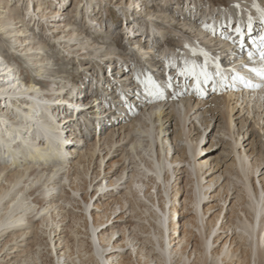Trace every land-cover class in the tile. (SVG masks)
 I'll use <instances>...</instances> for the list:
<instances>
[{
    "label": "bare ground",
    "instance_id": "obj_1",
    "mask_svg": "<svg viewBox=\"0 0 264 264\" xmlns=\"http://www.w3.org/2000/svg\"><path fill=\"white\" fill-rule=\"evenodd\" d=\"M7 1L0 0V34L13 39L18 44L16 49L22 48L20 53H26V62L33 68L23 69L16 60L0 51V97L3 100L0 101V264H264V146L253 137L254 126L259 130L263 128L254 122L248 131L247 118H241L240 124L233 120L236 106H242L244 102L250 106L254 98L255 92L242 94L241 88L244 92L257 88L255 83L252 88L245 87L238 79L237 84L233 81L229 88L222 85L227 76L235 77L236 71L241 70L248 72L250 80L264 83L247 70L259 66V50L252 40L258 39L260 34L262 25L257 7L264 9V0H215L207 17L212 19V27L205 37L210 38L203 39L204 46L188 36L179 39L172 27L165 29L153 23L148 17L153 18L159 13L149 7L146 0H139V4L137 0H130L128 6L127 0H84L87 1L86 8H92L90 14L93 5L98 3L99 18L111 13L107 4L119 8L125 16L129 12L133 22L139 18L151 20V33L147 30L150 37L144 33L138 39L126 37L131 46L130 54L135 59H142V55L151 53L147 57L151 61L157 53L167 66L166 70L163 65L158 66L157 61L152 63L145 59L143 63L148 67L136 60L129 68L128 57L117 55L114 59L106 48L100 57L106 61L96 62L95 66L100 76L98 72L95 75L91 72L93 68L86 55L97 56L103 48L98 40L102 41L106 36L86 37L82 42L78 39L79 28L71 23L74 9L82 6L83 0H28L24 8L27 25L32 24V28L44 25L50 38L61 40L59 44L63 48L71 50L77 44L80 46L78 50L66 52L79 57L81 68L90 72L89 76L95 81L94 93L88 92L89 97L83 92L86 79L81 75L78 82L68 78L39 81L29 76V71L48 78L58 73L54 70L47 73L50 57L43 50L45 31L40 35L34 30L28 31V26L16 27L19 22L24 24V18L16 22L20 13L15 7L8 6ZM17 2L22 6L24 0ZM71 3L74 9L69 11ZM237 4L239 8L234 7ZM190 5L195 11L203 9L200 0H193ZM95 15L87 14L86 22L100 33L101 21ZM249 16L253 21L251 33L247 29ZM37 19L43 23L39 25ZM125 23L122 30L127 36L129 22ZM238 24L244 32L243 47L235 33ZM186 28V32L192 33ZM143 34L149 40L146 45L139 42ZM112 36L108 35L109 38ZM153 38L162 40L160 51L152 48ZM71 42L75 44L68 45ZM80 51L82 53L78 54ZM249 52L253 53L255 63L249 61ZM236 59L244 65L233 64ZM117 61L123 62L125 70L113 71ZM103 64L112 68L110 79L101 73ZM193 64L196 66L194 74H190ZM201 71H207L212 80L205 82ZM152 74L163 91V98L143 85L142 77L151 79ZM213 78H217L216 83ZM173 81L176 84L173 85ZM221 91L226 93L225 96ZM165 94L169 99H165ZM256 98L254 103L260 109L264 88L257 92ZM90 99L97 101V110L76 113L86 107L88 101L85 100ZM57 101L74 106L69 109L58 105ZM260 117L257 115V119ZM172 118L176 119L174 126L169 123ZM217 119L219 129L213 137L222 134L219 141H227L226 160L232 159L222 168L221 163L219 166L197 159L199 144ZM190 125L196 130L195 136ZM90 126L92 133L95 129L98 131V138L93 142L89 141ZM83 131L88 134H82ZM65 133L70 134L65 136ZM67 137L70 143H67ZM213 141L210 140V147L215 145ZM102 151L106 152L99 156L97 153ZM117 152L121 153L120 160L112 162L103 179L94 183L100 173L91 172L88 176L93 162L99 159L102 163L108 156L115 157ZM181 164H186L189 173L173 167ZM175 171V180L170 184ZM177 173L186 174L182 186L176 182L181 180ZM142 178L147 179V184ZM102 180L106 182L105 188L125 192H118L119 197H113L111 193L98 196L88 213V222L83 214L76 215L74 211L87 213L94 197L87 188L102 189L103 185H99ZM186 186L189 189L186 190ZM152 189L156 197L159 194L155 203ZM179 195H182L180 203L186 204L188 210H194L190 227L197 235L190 232L185 238L180 233L173 241L171 233L175 232V226L171 219L176 214L175 201ZM227 198L225 209L215 205L218 202L225 204ZM209 202L214 204L205 207ZM127 212L131 214L130 219L124 217ZM65 222L69 223L68 229L61 232L63 228L60 227ZM73 225H78L83 232ZM143 235L149 237L144 239ZM127 247H131V254Z\"/></svg>",
    "mask_w": 264,
    "mask_h": 264
},
{
    "label": "rangeland",
    "instance_id": "obj_2",
    "mask_svg": "<svg viewBox=\"0 0 264 264\" xmlns=\"http://www.w3.org/2000/svg\"><path fill=\"white\" fill-rule=\"evenodd\" d=\"M17 1L18 0H8L7 1L8 2V6H11L13 8L15 7L16 11H18L20 13L19 20L18 21L16 20V22H19L20 20H22L24 18V24L25 25L19 22L15 26L18 27L19 29H23L24 27L28 26L27 27L28 31L34 30L36 32H39L40 35H43V32L46 29L43 24H42L43 26L40 27V28H35V27L32 28V24H28L27 25L28 18L24 17L25 16L24 8L26 7V4L29 3V2H27L28 0H24V3H23L22 6H21V3H18ZM129 1L130 0H127V3H126L127 6L129 5ZM191 1H193V0H146L145 3L149 7H151L153 10H156L159 13L157 15H154L153 18H152V16L148 17V19H151L153 23L160 24L165 29H169L170 27H172V29H174V31L177 34L179 39L188 36V37L196 40L201 46L202 45L204 46L203 41L205 39H209L210 38V37H207V38L205 37L207 35V33H208L207 30H209V27L210 28L212 27V19L211 18H207V17H208L209 12H211L210 11V6H211L212 3H214L215 0H200L201 1V5L203 6L202 7L203 9L198 10V8H197L198 11H195L194 8L191 7V5H190ZM97 2H98V0H97ZM136 2H137V4H139V0H137ZM82 3H83V5L82 6H78L77 9H74L73 3H71V6L69 7V11L73 10V9L76 11L74 13V17L72 19L73 21H71V23H73V25H76L79 28V30H80L81 35L78 37V39H81V40H83L82 42H85V38L86 37H88L89 39H93V38L97 37V35L106 36L105 38H103L102 41L98 40L99 43L103 44V48L100 50V52H99V54L97 56L96 55H92V56L86 55V57L89 58V60H88L89 66L93 68V70L91 72H93L94 75L97 74V72H98V71H96L97 69L95 67L96 66V62L104 63L106 61V60L105 61L104 60H100V59H103V58H100V57H102V55L104 54L103 52H105L107 49H109V51H110L111 55L114 57V59H116L115 56H117V55L122 56L124 58L128 57L127 66L130 65L129 68L132 67V64L135 65L137 61L140 62L141 65H143L145 67H148L143 62H144L145 59H146L145 61H147V62L150 61L149 58H147V57L151 53H146L145 54L146 56L144 55V57L142 55V59L139 58V57H137L138 59H135L130 54V49L129 48L131 46L128 45L126 37L129 36V37H135V38L138 39V37H140L142 33H144L145 36L150 37L151 34L149 35V32H150L151 28L149 27L150 26L149 23H150L151 20H148V19L143 20V19L139 18L137 21L133 22L132 21V17L130 16L129 12L127 13L126 10H125V12H126V16H125L124 13H121L119 11V8L114 7V6H110V5H107V4H106V8L110 9L111 13L106 15V16H103L102 18H99L100 15H101L100 14L101 13L100 6L98 5V3H95V5H93V12L92 13L93 14L96 13L95 17H97V19H99V21H101V29L100 30H101L102 33L101 32L99 33V32H96L94 29H92V27L94 25H89V23L86 22L87 14L91 15V16L93 15L92 13L91 14L89 13L90 11H92V8L91 9H87L86 8L85 4H87V1L83 0ZM166 3H168L167 4L168 7H166ZM102 5H103V3H102ZM161 9L163 11L166 10V12H160V11H162ZM1 11H3V10H1ZM158 15H160V16H158ZM156 16H157V18H156ZM165 16H168V18L165 17ZM37 20H39V19H37ZM74 21H75V23H74ZM84 21H85V25H84ZM126 21L129 22V24L127 25L129 27V30H127L129 32V34H127V36L123 34V33H126V31L122 30V29L125 28L124 24H126L125 23ZM40 23H43V22L42 21L40 22V20H39V25H40ZM98 27H99V25H97L96 28H98ZM186 27L190 28L192 33L189 34V31L186 32V30H185V29H187ZM72 29L73 28H71V31H72ZM147 30H149V32ZM204 31H206V32H204ZM201 33H203V35ZM25 34H27V32ZM45 34H47V35H46L45 39L43 40L44 44H45V47H44L43 50H44V53L50 57V61L47 62L49 64L46 66V68L48 69L47 73L51 74L50 72L52 70H54L58 74L57 75H52L51 74V77L48 78V77H46L43 74H39L40 76H38V73H34V72L32 73L31 71H29V76L32 79L39 80V81H55V80H59L61 78H68V79H71L74 82H78L79 77L81 75V76L85 77V79H86L85 80L86 81L85 82V88H84L85 90L83 91L85 93V97H86L88 92L91 93V90L93 91V89H94L93 86L95 85V81L92 79V77L89 76L90 72L88 73V71H85V69L81 68L80 64L78 63L79 57L75 58L74 55L67 54V52L70 53L72 50L74 51V50L80 49V46L77 44L76 47H74V49H71V50H69V47L68 48H65V47L63 48V45L59 44L61 42V40L54 41V39L50 38V32H48V31H45ZM109 34H112L113 36L109 38L108 37ZM144 34L142 35V37H141L139 42L141 44H143V42H144V45H146V44L149 43L148 42L149 40L146 39L147 37H144ZM153 39H154L155 42L152 43V48L156 49L157 51H160L162 49V46H163L162 40L161 39H156V38H153ZM135 41H137V40H134V42ZM116 43H118L119 46H116ZM72 44H75V42H71L68 45H72ZM16 47H18V44L14 43L13 39L11 40L10 37H6V36L0 34V49H1L0 51H3L6 55L11 57L12 60L13 59L16 60V62L18 64H20L23 67V69H25V68H33V66H31L30 63L27 64V62H26V57L24 55L26 53H24V51L22 53H20V50L22 48L19 47V48L16 49ZM84 51H85V49L83 50V52ZM133 52L135 53L136 50H134ZM79 53H82V51L78 52V54ZM231 60H233V59H229V61H231ZM156 61H157V65L158 66L163 65L162 68H165V69L167 68V66H165L163 64V62H162V57H160V55L157 54V53H155V58H153L150 62L156 63ZM233 62H234L233 64L238 63V66L244 65L243 63L241 64V60L240 59H236ZM117 64L118 65L113 70L114 72L117 73L119 71L118 69L125 70L124 69L125 66L123 65L122 61H117ZM158 66H157V68H158ZM111 69L112 68L109 67V64H103V66L101 68V73H103L104 77L110 79L111 78L110 77L111 76ZM231 69H234V68H231ZM166 70H165V75L167 73ZM134 71H136V69ZM130 72H132V70L129 71V73ZM98 74L100 76L99 72H98ZM118 74L120 75V73H118ZM235 74H236L235 77L227 76L226 80L223 81L222 85H224V87H228L229 88V86L233 85L232 84L233 81H234V85H236L237 84V82H236L237 81L236 80L237 76H243L246 80H249L251 83H255V85H260V87H256L257 89H252V90L249 89V91L247 90V92H244L245 90L243 88H241L240 92H242V94L250 95L253 92H255L254 93V98H253L252 104L250 106L246 105L247 104L246 102H244V104L242 106H240V105L236 106V109L234 111L235 112L237 111V112H236V115L233 117V120L235 121V124H240L239 122H240L241 118L245 119V120L247 118V120H246V128H248V131L250 130V128L252 127L254 122L258 123V127L259 128L260 127L263 128V130H259L257 128V126H254L255 133H253V137L254 136L257 137V138H255V140H257V141L259 140L261 145L264 146V100L263 99L261 100V104H260L261 108L260 109L257 108L259 105H257V103L256 104L254 103V100L257 99L256 98L257 92L259 93V92H261L263 90L264 83H259V80H256V79L250 80L249 77L247 76L248 72H244V70L243 71L241 70L239 72L236 71ZM99 76H98V78H99ZM165 78L163 80H165ZM142 79H143L142 81H144L143 85H145L146 90H148V91L153 89V84L149 80L152 79L151 81H154L156 85L158 84V83H156L157 79L155 78V75H153V74H152V78L151 79H149L147 76H145V77L143 76ZM210 79L212 80L211 77H210ZM216 79L217 78L214 79L215 83L217 81ZM231 79H233L232 82H231ZM192 81L193 80L189 81V84L192 83ZM174 83L176 84V82L173 81V85H174ZM229 83L231 85H229ZM148 85H150V86H148ZM179 85L180 84H178V82H177V87L179 88L180 91H182L183 88L180 89ZM97 87H98V85H97ZM67 88H69V86ZM255 90H257V91H255ZM97 92L99 93L98 96H100L101 95L100 90H98ZM237 92H239V89H237ZM93 93H94V91H93ZM170 94L173 95L171 92H170ZM221 94L222 95L224 94L223 96H225L226 93L221 91ZM239 95H241V94H239ZM242 96H244V95H242ZM87 97H89V95ZM166 98L169 99L168 94H165V99ZM0 101L1 102L3 101L1 97H0ZM87 101H88V104L85 105L86 107H84V108L81 107L79 110H77L76 113H79L80 111H86V110L88 112H90V111L91 112H95V110H97V108H96L97 101L95 102L93 99L85 100V102H87ZM91 101H92L93 104L90 103ZM56 103H58V105H65L69 109H72L73 108L72 106H74V105H71V104L67 105L66 103L64 104V103L58 102V101ZM248 107H249V109H248ZM235 112H233V114ZM247 112H250V113H247ZM237 115L240 116V119L239 118L236 119ZM257 115L259 117L261 115L260 120L257 119ZM107 117H109V116H107ZM222 117L224 118V115H222ZM175 120L176 119L172 118L171 120H169L170 121L169 123H171V125L174 126ZM224 121L225 120L223 119V123H224ZM219 122L220 121H218V119H217V122L211 123L210 127L206 130V132H205V134L203 136V140H201V142L199 144V154L200 155L198 156L197 159H198V161L211 162V163H214V164L216 163L217 165L219 164V166H220V163H221V168H222L223 165L225 166L232 159L231 160L228 159V161L226 160L227 159V154H228V152H227L228 151L227 150L228 147H227V144H226L227 141H224V142H222V141L220 142L219 141L222 138V134L219 133V134H216L215 137H213V134L219 129L217 127L218 124H220ZM57 123H59V122H57ZM167 124L168 123H166L164 126H166ZM239 126L240 125H238V127ZM107 127H105V129ZM189 127L191 129V132H192L193 136H195L194 134L196 133V130L194 131V128L191 125ZM167 128H171V127H167ZM199 129L202 130L204 128H202V129L199 128ZM245 129H243L242 131H244ZM91 130H92V127L90 126L89 127V131H91ZM95 130H96V132L93 131V133L91 131L92 135L89 137V139H90L89 141L90 142H93V141L97 140V138H98V131H97V129H95ZM85 133L88 134L85 131L82 132V134H85ZM105 133H106V131H105ZM69 134L70 133H67V134L65 133V136H68ZM258 136H259V138H258ZM251 138L252 137L247 139L245 144L248 143V141L251 140ZM66 140H68V137L66 138ZM69 140H68L67 143H70ZM210 140H214L212 142V143L215 144V145H212L213 147H210V144H211ZM225 140H227L226 137H225ZM240 140H242L241 137H240ZM246 148H248V147H246ZM114 149H115V147L113 148V150ZM105 152L106 151H102L101 153H97V154L99 156H102V155H104ZM119 152L116 153V156L114 155L115 157L109 158V156H108L107 158H105L104 162H102V163L99 162V159H97L95 161V163L93 162L92 166L90 167L88 176H90L91 172H93V174H94V172L95 173L96 172L100 173L99 177L96 178L94 183L99 181V180H101V179H103L104 174H106V172H108V166L112 162L120 160V158H121L120 154L121 153L119 154ZM224 163H226V164H224ZM98 165L101 166L100 169L98 168ZM173 167H176L177 169L178 168H182L181 170H186L189 173V169L187 168L186 164L174 165ZM140 168H142V167H140ZM168 175H170V172H168ZM175 176H176V171H175V174L173 175V177H171V179H170V184L175 180L174 179ZM178 177H181V180L179 179V180L176 181L177 183H179L178 185L179 186L184 185V183L186 182V174H184V173L180 174V175L178 174L177 178ZM87 179H88V177H87ZM142 181L145 184H147V179L142 178ZM64 183H65V181H63L62 185ZM105 184H106L105 181H103V180L100 181L99 185L100 186L103 185L102 189H100V190H98L97 188H95L93 186L92 187H88L87 188V192L89 194H94V197H93L92 201H90L89 209H88L87 213L85 211H82V210L81 211L80 210H75L74 214H76V215L83 214L86 217V219L88 220V222H89L90 220H89V217H88V213L92 210V208H93L92 205H93L94 201L96 200V198L98 196H102V195H104L106 193H111L113 195V197H119L118 192L119 193L125 192L122 189H121V191L120 190L117 191L116 188H109V187L105 188L104 187ZM161 189L162 188H160V190ZM185 189L186 190L189 189V186H186ZM65 190L67 191L66 187H65ZM67 192L72 196V193H70L69 191H67ZM150 192L152 193V195L154 194L152 196V199L154 200V203H155L157 198L159 197V194H158V197H156L155 193L153 192V189L150 190ZM161 195H163V194H161ZM79 196H80V194H79ZM83 196H84V194H83ZM207 197H208V195H207ZM228 198H227V201H226L225 204L218 202V203H215V205H218L220 207H223V209H225V207H226V205L228 203ZM75 199L78 200V197H75ZM181 199H182V195L181 196L179 195L177 197L176 201H175V204H176L175 207H176L177 211H176V214L173 217V219H171V221H173L174 226H175V232L171 233L173 235V238H174L173 241H176V239L180 236V233H183L184 237L187 236L190 232H192L193 234L197 235L196 230L194 228L190 227V225H192V223H193L194 210L192 208H191V210H188V206L186 204H184V203L181 204L180 203ZM212 204H214V203L213 202L212 203L209 202V203H206L204 206L207 207V206H210ZM182 205L184 206L183 210L180 209V207H182ZM80 206L82 208V205H80ZM67 208H70V207L67 206ZM222 212H223L222 213V215H223L225 210H223ZM64 213L65 212H63V214ZM124 215H125L124 217L129 216V218H127V219H130V217H131V214L128 213V212L126 214H124ZM208 216H209V213L205 216V218H207ZM66 221H68V220H66ZM68 224L69 223H67V222L63 223V225L60 227V228H63V230H61V232L62 231L63 232L67 231ZM73 226L75 228H77L78 230H80L81 232H83L82 228H80L78 225L77 226L73 225ZM216 227L217 228L219 227V222L217 223ZM213 236H214V234H213ZM115 237H116V235H115ZM148 237H149L148 235H143L144 239H147ZM164 237L166 238L165 235H164ZM138 245H139V243L137 244V246ZM189 247H190V245H189ZM127 248H128L127 252L129 254H131V247H127ZM191 261H192V257H191L190 262Z\"/></svg>",
    "mask_w": 264,
    "mask_h": 264
},
{
    "label": "snow or ice",
    "instance_id": "obj_3",
    "mask_svg": "<svg viewBox=\"0 0 264 264\" xmlns=\"http://www.w3.org/2000/svg\"><path fill=\"white\" fill-rule=\"evenodd\" d=\"M234 7L239 8V5L238 4L234 5ZM257 11L260 13V23L262 27H261L258 39L254 37L252 40V43L259 50V66L251 67V68H248L247 70L250 73L254 74L255 76L259 77L261 80H264V9H260L259 7H257ZM252 24H253L252 17L249 16L247 19V29L249 33L253 31ZM235 33H236V36L240 37V41H239L240 46L243 47L244 32L242 30V27L239 24L235 27ZM185 47H188V45H185ZM204 55H207V53H205ZM248 59L249 61H252L253 63H255V61L253 60L252 52L248 53ZM195 67H196L195 64H193L192 71H190V74H194ZM218 67L219 66L217 65V68ZM181 74H184V73H181ZM200 75L204 77L205 82H207L210 79L207 71H201ZM217 75H220L219 71H217ZM237 79H239L242 83H244L245 87H248V88L254 87V85L249 80H246L243 76H237ZM150 82L153 84V89H154L153 94L158 95L160 98H163V91L160 90L159 86L156 85L154 81L150 80ZM198 86H199V83L197 84V87ZM255 87H260V85H255Z\"/></svg>",
    "mask_w": 264,
    "mask_h": 264
}]
</instances>
